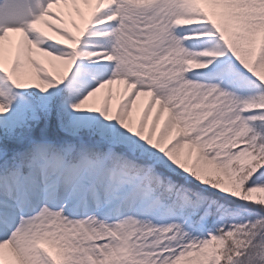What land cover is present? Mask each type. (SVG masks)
Here are the masks:
<instances>
[{"label":"snow or ice","instance_id":"1","mask_svg":"<svg viewBox=\"0 0 264 264\" xmlns=\"http://www.w3.org/2000/svg\"><path fill=\"white\" fill-rule=\"evenodd\" d=\"M0 264H264V0H0Z\"/></svg>","mask_w":264,"mask_h":264}]
</instances>
